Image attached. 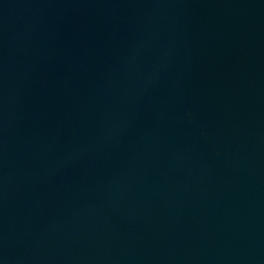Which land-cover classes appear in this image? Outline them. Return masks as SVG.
Instances as JSON below:
<instances>
[{
  "label": "water",
  "instance_id": "1",
  "mask_svg": "<svg viewBox=\"0 0 264 264\" xmlns=\"http://www.w3.org/2000/svg\"><path fill=\"white\" fill-rule=\"evenodd\" d=\"M0 264H264V0H0Z\"/></svg>",
  "mask_w": 264,
  "mask_h": 264
}]
</instances>
